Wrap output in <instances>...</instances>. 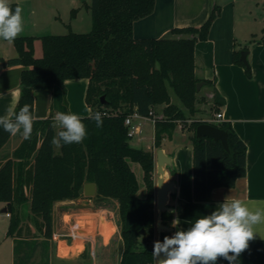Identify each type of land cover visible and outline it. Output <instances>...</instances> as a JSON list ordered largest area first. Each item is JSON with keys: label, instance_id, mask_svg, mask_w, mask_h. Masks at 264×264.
I'll list each match as a JSON object with an SVG mask.
<instances>
[{"label": "trees", "instance_id": "trees-1", "mask_svg": "<svg viewBox=\"0 0 264 264\" xmlns=\"http://www.w3.org/2000/svg\"><path fill=\"white\" fill-rule=\"evenodd\" d=\"M156 0H91L92 28L88 32H68L43 36H18L14 42L16 57L6 65H23L21 97L15 113L25 104L33 109L34 91L60 85L65 89L69 79H88L86 102L92 113L82 116L87 136L82 143L59 148L52 140L60 131L52 127L54 117L37 119L31 138L20 145L0 166V202L11 212L8 235H15L21 226V207L29 203L38 226L48 238L53 234V206L56 201L83 195L84 185L97 186L96 198L114 200L118 204L124 253L120 264H156L149 245L156 235L157 211L155 194V154L130 144L127 116L138 113L154 118L157 148L164 138L172 136L180 120L197 112L195 45L209 36L213 21L220 12L215 5L208 18L199 26L177 27L174 34L188 37L136 38L134 23L150 15ZM13 11L17 3H10ZM77 8L72 9L73 15ZM40 38L43 55H35L34 42ZM255 40V39H254ZM247 47V46H246ZM236 62L244 64L236 54ZM172 92L183 107L172 101ZM106 102L102 103L101 97ZM225 103L216 92L212 108L220 110ZM165 105L163 116L156 114L158 105ZM102 113L103 125L97 127L91 117ZM209 122L228 131L230 150L220 141L197 137L196 128ZM193 133V195L198 202L208 201L217 187H234L247 173V146L228 121H192ZM12 135L0 127V150ZM132 163L140 164L146 187L139 195L138 177ZM172 213L162 219L171 224ZM171 219V220H170ZM142 230L145 232L142 233ZM167 233H162V241ZM87 257V256H86ZM239 264H264V240L250 241L249 248L239 257Z\"/></svg>", "mask_w": 264, "mask_h": 264}, {"label": "crops", "instance_id": "crops-1", "mask_svg": "<svg viewBox=\"0 0 264 264\" xmlns=\"http://www.w3.org/2000/svg\"><path fill=\"white\" fill-rule=\"evenodd\" d=\"M29 1L10 0V3L15 2L22 8L24 30L19 36L85 32L92 24L88 20L84 25L79 12L73 15L72 9L76 7L71 8L65 19L56 15L53 9L24 6ZM215 5L220 6V12L212 23L209 36L205 40H198L195 45V74L204 81L203 85L210 88L208 96L212 102L216 92L225 100L217 112L223 113L221 121L230 122L246 143L247 173L238 179L234 187H217L212 191L210 200L198 202L193 195L192 134L189 133L186 140L175 138L174 134L166 137L162 147L174 157L175 169L170 173V178L177 183L176 194L170 200L175 207L171 225L177 218L180 221L174 226V231L167 233L169 237L178 230H186L201 215L211 214L226 198L264 200V27L259 34L239 13L236 0H202L198 4L196 0H156L154 11L134 23V36H191L174 34L172 30L201 26ZM61 24L66 25L69 31L63 32ZM79 25L84 27L83 30L76 28ZM34 49L37 57L43 55L40 38L35 40ZM242 50H248L247 65L250 66L251 75L246 65L236 62V54L239 53L241 57ZM17 55L14 41L0 39V116L13 113L21 97L22 72L26 67L8 66L5 63ZM88 82L84 78L69 79L65 82V89L54 85L52 88L35 90L32 112L39 119L55 117L58 111L81 117L90 115L92 108L86 102ZM215 115L214 112L206 120L216 122ZM157 149L154 151L155 164ZM2 150L0 166L10 157L5 158L6 153H1ZM101 203L97 198L86 196L84 189L79 198L56 201L53 206V234L48 238L45 229L37 225L29 203L21 207L20 229L15 235H8L12 214L7 203L0 202V218L1 214H6L8 221L5 237H0V241L9 239L6 247L0 251V264H83L88 257H91L92 264H99V248L101 253L119 254L118 243L122 236L116 217L118 204L114 200ZM110 205H114L115 210ZM155 241L162 242L157 230L150 245L152 249ZM217 264L229 262L220 258Z\"/></svg>", "mask_w": 264, "mask_h": 264}, {"label": "clouds", "instance_id": "clouds-1", "mask_svg": "<svg viewBox=\"0 0 264 264\" xmlns=\"http://www.w3.org/2000/svg\"><path fill=\"white\" fill-rule=\"evenodd\" d=\"M22 8L13 11L10 0H0V39L13 42L23 32ZM39 119L25 104L18 113L0 116L5 132L23 139L31 138L34 122ZM102 127V113L91 117ZM52 127L59 128L52 144L61 146L82 143L87 136L83 118L71 112L58 111ZM179 218L173 226L179 224ZM259 236L264 240V200L228 199L209 215H201L186 230H178L163 241H155L152 255L156 264H217L223 258L229 264H239V257ZM163 257V258H161Z\"/></svg>", "mask_w": 264, "mask_h": 264}, {"label": "rangeland", "instance_id": "rangeland-1", "mask_svg": "<svg viewBox=\"0 0 264 264\" xmlns=\"http://www.w3.org/2000/svg\"><path fill=\"white\" fill-rule=\"evenodd\" d=\"M91 0H34L29 1L28 3H24V6H27L29 8H44V9H53L56 15L61 16V18L67 19L68 14L71 10V8L76 7L77 8V14L79 12L80 19L82 23L85 25L88 20L92 21L91 11L87 7L86 3H90ZM202 0H196V4L200 3ZM236 5L238 7V11L241 15H243L245 18H247V21H249L250 24L254 26V28L257 30L259 34H261V30L264 27V0H236ZM76 14V15H77ZM92 23V22H91ZM62 26V24H61ZM76 27V26H75ZM78 30H83V26L79 25ZM92 28V24L89 29H87L88 32ZM61 29L63 32H67L68 27L66 25L62 26ZM181 34H187L189 33H180ZM211 85V84H210ZM210 88L202 85L199 92H198V102H197V112L194 114H191L186 108L184 110L186 111V117L184 120H180L178 122V126L176 130L174 131V137L175 138H181L182 140L188 139L189 133H193V129L191 128L192 121L195 120H206L211 117V115L214 114V109L212 108L213 102L211 101V98L208 96ZM172 101L180 106L183 107L182 102L180 99L172 92ZM165 105H158L156 107V114L159 117L163 116V108ZM142 123V132L140 134L134 135L130 137V144L134 147L141 148L144 150L151 149V151H155L157 148L154 143V137H155V127H154V121L151 118L146 119H140ZM12 138L11 141L8 142L7 146H3V150L1 153H6L5 158L12 156L14 150L20 145V143L23 140L22 135L17 134ZM165 139V138H164ZM10 140V139H9ZM16 144H19L16 147ZM165 147H167V144H164ZM59 148L58 146H56ZM1 155V154H0ZM132 166L136 172V175L138 177V182L140 185L139 188V195L144 196L146 192L145 183L143 180V170L138 163H132ZM153 177L155 180V186H156V179H157V172H156V166L153 173ZM156 192V191H155ZM91 198L95 199V196H90ZM102 204V203H101ZM111 208H114V205H110ZM116 217L118 222L119 221V215H118V208H116ZM6 214H1L0 218V237L3 239L5 237V228L7 226L8 221H6ZM171 220V219H170ZM6 241V242H5ZM8 240L0 241V251L3 250L6 247V243H8ZM153 239L151 240V242ZM151 242L149 245H151ZM98 261L99 264H118L119 263V254L115 252H104L101 253V249H98Z\"/></svg>", "mask_w": 264, "mask_h": 264}, {"label": "water", "instance_id": "water-1", "mask_svg": "<svg viewBox=\"0 0 264 264\" xmlns=\"http://www.w3.org/2000/svg\"><path fill=\"white\" fill-rule=\"evenodd\" d=\"M248 50L241 51V61L244 64H248L247 60ZM204 84V81L197 83V90L199 91L201 86ZM102 103L106 102L105 96L101 97ZM197 137L207 136L215 141H220L224 148L229 151V140H228V131L215 126L209 122H202L196 128ZM175 169L174 157L172 154L166 152V150L161 146L157 149L156 152V170H157V182H156V210H157V223L156 230L161 237L162 233H170L174 231V226L168 223H165L162 219L163 213H173L175 207L171 205L170 200L176 194L177 183L174 179L170 178V173ZM84 194L86 196H95L97 194V186L93 182H87L84 185ZM145 231L142 230V233ZM125 245L124 240L121 239L118 243V253L119 260H122L124 253ZM163 258V257H161ZM83 264H92L91 257Z\"/></svg>", "mask_w": 264, "mask_h": 264}, {"label": "built area", "instance_id": "built-area-1", "mask_svg": "<svg viewBox=\"0 0 264 264\" xmlns=\"http://www.w3.org/2000/svg\"><path fill=\"white\" fill-rule=\"evenodd\" d=\"M142 116L138 113L134 112L133 114L129 115L125 119V125L128 127V135L134 136L140 134L142 132V123L140 121ZM223 118L222 112H217L214 118V121L219 122ZM154 121V118H151Z\"/></svg>", "mask_w": 264, "mask_h": 264}]
</instances>
